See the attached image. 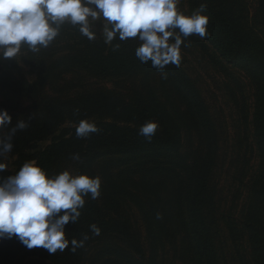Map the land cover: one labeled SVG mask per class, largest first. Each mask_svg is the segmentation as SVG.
<instances>
[{
  "label": "trees",
  "instance_id": "obj_1",
  "mask_svg": "<svg viewBox=\"0 0 264 264\" xmlns=\"http://www.w3.org/2000/svg\"><path fill=\"white\" fill-rule=\"evenodd\" d=\"M255 1L259 18L253 22L264 33V0ZM241 2L233 6L228 0H185L187 16L207 5L201 15L208 18V36H197L204 52L211 51L217 63L221 59L240 65L252 89L251 119L241 113L244 127L252 129L259 163L251 174L243 163L247 192L241 216L218 213L212 179L221 134L193 81L183 73L177 76L176 68L168 65L163 69L167 79L158 84L160 72L135 57L138 40L121 42L116 37L105 45L94 27L96 39L89 41L66 23L38 53L22 48L15 60L0 54V112L12 121L0 129V136L18 120L28 124L12 137V151L6 154L11 161L0 157L7 168L0 172V183L30 161L49 178L63 171L99 177L100 197H85L78 221L64 228L69 241L79 242L83 235L89 239L75 253L69 245L49 256L42 248L27 249L15 236L0 238V264H227L226 246L233 251V264H264V48L255 58ZM117 44L119 51L114 52ZM76 72L89 78L130 79L131 92L45 95L50 85ZM73 78L75 84L66 90L81 85L82 77ZM25 101L28 106L23 107ZM81 120L94 124L99 133L78 139L75 128ZM146 122L158 124L151 143L138 134ZM46 141L47 146H39ZM73 155L82 162L73 161ZM93 224L99 236L90 232Z\"/></svg>",
  "mask_w": 264,
  "mask_h": 264
},
{
  "label": "clouds",
  "instance_id": "obj_2",
  "mask_svg": "<svg viewBox=\"0 0 264 264\" xmlns=\"http://www.w3.org/2000/svg\"><path fill=\"white\" fill-rule=\"evenodd\" d=\"M180 0H0V54L5 60H15L22 48L33 54L46 49L60 35L66 23L78 27L89 41L96 39L95 22L103 21L101 35L105 45L118 37L121 42L138 40L135 57L141 64L151 62L167 79L163 69L181 65V47L189 48L190 36L205 39L208 18L201 15L207 5L201 4L190 16L182 14ZM120 45L113 47L119 51ZM12 123L6 112H0V129ZM28 124L18 120L7 135L0 136V157L12 151V137L25 131ZM158 124L146 122L138 134L147 143ZM99 129L87 120L75 128L78 139L98 134ZM71 159L82 162L78 155ZM0 163V172L6 171ZM99 177L73 176L69 171L49 178L35 161L26 162L15 174L0 183V238L15 236L27 249H44L49 256L66 249L75 253L89 239L83 235L78 242L66 239L64 228L75 224L85 205V197H100ZM156 219L162 217L157 214ZM94 236L100 235L96 225H90Z\"/></svg>",
  "mask_w": 264,
  "mask_h": 264
},
{
  "label": "rangeland",
  "instance_id": "obj_3",
  "mask_svg": "<svg viewBox=\"0 0 264 264\" xmlns=\"http://www.w3.org/2000/svg\"><path fill=\"white\" fill-rule=\"evenodd\" d=\"M228 2L235 6L240 0H228ZM241 3L246 6L244 14L247 21L244 22L254 47L251 52L257 58V55L264 48V33L260 30L261 28L257 22H253V20L259 18L258 6L255 0H242ZM179 9L182 14L187 16L185 0H180ZM103 23L101 20L93 25L100 35ZM195 39L200 41L197 43ZM186 42L190 43L191 46L189 48L181 47V65L179 68L175 67L177 70L175 74L179 76L183 73L188 81H193L195 88L199 90L204 98L210 114L220 131V154L212 179V186L217 195L218 213L220 215L230 213L233 217L239 218L245 204L247 192L245 188L247 180L243 176L242 171L243 163L248 164V172L250 174L259 163L258 152L252 137V129L249 125L244 127L241 113V110H244L245 114L248 115V120L251 119L252 89L240 65L227 63L221 59H218L221 63L219 61L217 63L215 55L211 51L209 52L210 54L204 52L199 45L203 41L195 35L190 36ZM16 58L19 59V55ZM147 65L151 68V62H148ZM23 70L27 71L24 68ZM76 74H67L62 83L54 86L50 85V87L45 89V95L72 98L78 94L93 91L114 92L123 95L131 92V85H129L128 81L130 79L120 77L107 79L89 78L83 72H76ZM73 77H78V79L82 77L81 85H74L71 90H66V86L75 84ZM160 80V73H157L155 81L159 84ZM124 83L125 87L123 90L120 86H123ZM52 87L53 89H51ZM62 88L65 90H62ZM240 92L242 96H245L243 102H241ZM26 106H28V102L25 101L23 102V107ZM48 144L49 141H46L39 146L43 148ZM3 158L5 162L11 161L8 155L3 156ZM71 175L75 176V174ZM135 216L133 219L137 220V214ZM218 218L221 219L220 216ZM219 227L223 230L221 224ZM224 254L227 258V264H233L230 262L231 254H233L232 249L226 246Z\"/></svg>",
  "mask_w": 264,
  "mask_h": 264
}]
</instances>
